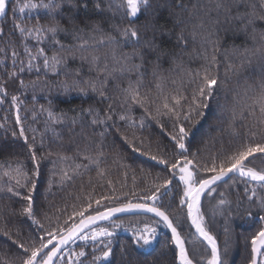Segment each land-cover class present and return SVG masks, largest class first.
<instances>
[{"label": "trees", "instance_id": "1", "mask_svg": "<svg viewBox=\"0 0 264 264\" xmlns=\"http://www.w3.org/2000/svg\"><path fill=\"white\" fill-rule=\"evenodd\" d=\"M19 2L28 3V0ZM32 2L39 3V0ZM117 3L118 0H73L72 3H63L54 18L43 9H26L24 13H15L16 22L27 27L37 24L50 25L58 21L67 31L58 33L57 38L64 45L72 46L71 53L61 52L60 48L49 40L41 43L34 37H21L12 23V8L16 6L17 0L7 1L8 16L0 18V27L4 28L5 33L0 37V60L3 61L0 63V86L6 90V95L0 93V96H3V103H0V145L4 146V150L0 151V162L14 163L20 160L31 171L33 162L29 159L25 142L18 135L13 137L12 133H18L22 126L25 135L29 137L28 143H32L31 137L35 136L37 156L42 159L39 161L40 177L37 181V192L34 194L33 211L46 229L54 231L58 223L64 226L66 215L72 212L71 206L83 203L86 194L95 198L101 195L118 197L116 200H104L100 206L93 203L92 209L99 207L101 211L107 209L104 205L119 206L127 201L142 203V197L154 185L164 178H171V169L168 166L135 151L115 128L109 127L101 137L99 133L104 132L105 127L91 123L93 115L87 111L89 108L99 110L102 115L108 109L109 103L117 112L126 109L127 105L121 106L124 96L120 89L126 88L130 81H136L135 73L121 75L119 72H113L105 88V92L111 97L110 100H104L90 89H87L86 94L78 89L66 92L60 86L61 82L67 80L72 83L75 80L80 82L81 87H86L85 81L103 80L105 74L98 77L97 67L102 68L107 64L109 70L119 68L118 61L123 55L134 51L146 54L145 67L148 74L145 76L141 92H150L152 96H156V80L151 75L154 67L158 66L159 74L165 77L166 93L182 87L186 94L199 82L196 78L192 83H188L191 79L188 73L197 69L203 72L205 68H210V71L218 76L220 87L214 92L213 99L209 101L210 107L204 110L200 123L192 130L193 134L185 139L189 159L196 155L205 162L213 155L219 156L234 150L242 142L233 134V128L241 136L247 129L242 126L239 116L233 119L232 110L239 112L237 101L243 104L245 94L247 97L253 96L259 92L260 85L264 84V49L256 52L255 48L259 45H253L243 32L238 31L241 27L238 21L229 19V16H235L237 10H245L243 5H237L236 0H222L224 7L219 9L216 7V0H150V7L142 10L136 17H126L124 11L117 7ZM129 26L135 28L141 36L140 45H134L118 34L117 28ZM257 27L264 29V22L258 21ZM181 33L187 41L186 46L178 43L177 37ZM109 36L115 37L116 42H111ZM148 40L158 46L155 51L149 52L144 47L143 41ZM84 41H87V44L83 48L78 47ZM214 41L219 42V49L215 52L218 66L209 65L216 48ZM25 45L33 54L39 48H44L48 56L53 52H61L62 55L68 56L66 66L53 73L43 67V57H38L32 61L34 67L29 69ZM245 47L249 49L248 52H244ZM13 49L19 54L15 65L12 63ZM73 56L75 58H72ZM94 56L98 57L95 64L92 60ZM20 60L25 61L22 72L19 71L22 67ZM152 61L156 63H150ZM131 62L140 63V60L134 57ZM77 69L78 74L75 73ZM13 71L15 76L10 75ZM21 80L25 83L24 87L20 84ZM173 80L176 84L172 83ZM30 82H35L36 87H32ZM13 96L18 98L16 103L12 102ZM159 102L157 100V103ZM49 110L54 118L61 122H53L48 116ZM150 110L154 112V108ZM17 114L20 117L19 123ZM133 114L140 117L143 110L134 106ZM73 118L76 120L75 124L71 122ZM113 120L116 121L120 132L131 137V130L125 128L122 121L116 117H113ZM159 120L163 127L149 118L146 120L148 126L144 130H137L136 136L151 143L152 154L162 155L169 161H182L183 158L178 155L179 149H173L175 142L171 136L176 134V130L172 122L166 116L159 117ZM251 122L249 118L244 120L243 124L249 125ZM111 123L109 121V124ZM98 144L105 153L101 167L106 169V175L103 178L98 177L96 167L91 166L84 175L74 177L72 181L61 185L59 174L54 175L61 167L59 163H53L57 160V154L76 157L78 150L83 152L86 149L94 153ZM77 162L86 163L82 157L77 158ZM251 166L264 168V157L256 156ZM204 175L210 177L213 173ZM8 180V177L0 176V182L5 185ZM108 180L112 183L108 184ZM177 183L178 177L173 179V185ZM169 187L175 199L171 203L165 202L168 205L165 210L183 236L189 255L199 260L200 264H208L202 262V259L206 257L211 260V251L196 236L190 225L186 205L178 204L182 195V182L179 187ZM246 188H255L256 196L251 197V192L245 191ZM213 189L215 191H210L204 199L202 214L207 231L219 241L222 264H250L252 238L264 230V209L260 207L264 188L256 182L249 181L246 184L244 178L232 176ZM76 197L80 199L77 200ZM220 199L226 200L222 206H218ZM0 205L5 206L0 228L8 229L12 233V240L18 239L27 244L29 237L35 235L36 225L31 224L24 216L10 215L7 210V206L11 205L13 211L18 214L23 204L0 194ZM92 209H89L85 216L89 212L94 214ZM78 221L79 217H74L69 220L68 226ZM157 221V218L146 214L116 218L83 234L90 235L91 231L103 227L114 233L111 237H99L95 241L77 238L63 254H68L71 250L74 255L83 249L87 255L82 259L85 264H91L92 254L100 256L105 244L110 240L111 255L96 264H178L177 249L172 236L166 226ZM145 224L156 229V235L148 245L137 241L138 230L143 229ZM21 252L22 250L8 238L0 236V264L6 260H14L15 264H20ZM64 259L67 260L68 256L64 255ZM261 260H264V257H261ZM55 264L61 262L57 260Z\"/></svg>", "mask_w": 264, "mask_h": 264}, {"label": "snow or ice", "instance_id": "2", "mask_svg": "<svg viewBox=\"0 0 264 264\" xmlns=\"http://www.w3.org/2000/svg\"><path fill=\"white\" fill-rule=\"evenodd\" d=\"M73 0H39V3H34L32 0H28V3H20L17 0V4L12 8L13 20L12 23L21 35V37H34L38 42L49 40L50 43L58 46L61 52H72V46L64 45L60 39L57 38L58 33L66 32L67 29L63 28L58 21L50 25H34L32 27L22 26V24L16 22L15 13L19 11L24 13L26 9L47 10L50 15L54 14L61 8L63 3H72ZM237 5H243L244 11L237 10L235 16H229L230 20H236L241 24L238 29L239 32H243L248 39L251 40L253 45H259L255 48L256 52H261L264 49V29L257 27V22H264V0H236ZM99 7V4H97ZM117 7L122 9L126 17H136L142 10H146L150 7V0H118ZM216 7L219 9L224 7L222 0H216ZM227 10V9H226ZM8 16V4L7 0H0V18H7ZM118 34L128 41H131L134 45L141 44V36L137 30L131 26L123 29L117 28ZM4 28L0 27V37L4 36ZM50 38V39H49ZM108 39L111 42H116V38L109 36ZM195 39V35H193ZM178 43L183 46L187 45L183 34L181 33L177 37ZM216 48L213 50V55L209 61L210 66H218V61L215 52L219 49V42H213ZM87 44V41L82 42L78 47L83 48ZM144 47L149 51H155L158 47L151 40L143 41ZM2 51V50H0ZM24 51L28 55L27 66L29 69L34 67L32 61L38 57H43V67L50 70L53 73L60 71L61 67L66 66L68 56L62 55L61 52H53L51 56H48L44 48H39L38 51L33 54L31 50L25 45ZM247 47L244 48V52H248ZM18 53L13 49L12 51V63L16 64ZM145 53L133 52L125 53L123 57L118 61L119 68L108 69V65L104 67H97V75L105 74L103 80H89L85 81L86 87H81L79 81H73L69 83L67 80L61 82V87L64 91L78 89L81 93L87 92L90 89L92 92H96L104 100H110L111 97L105 92L108 78L112 77L113 72H119L121 75L124 73H135L137 79L135 82L130 81L126 88L120 89L124 99L121 102V106L127 105L126 109L117 112L113 108L112 104H108V109L101 114L99 110L89 108L87 111L93 115L91 121L92 124L103 125L105 127L104 132H100L99 135L103 137L109 127L115 128L120 133L122 138L127 144L134 148L137 152H142L145 156H150V159L158 161L160 164L168 166L171 171L169 177L164 178L159 184L146 193L142 199V203H132L131 201L123 202L119 206L108 207L107 211H100L99 207L92 209L93 203L97 206L101 205L104 200H116L118 197L101 195L99 198L93 197L91 194H86L84 202L79 206L73 204L72 212L68 213L64 219V226L59 223L56 225L55 230L46 229L39 219L36 218V213L33 211L34 194L37 192V181L40 177V159L42 157L37 156L35 148V136L31 137L32 143H28L29 137L25 135L24 128L21 126L19 132H13L12 136L17 135L23 139L25 146L29 152V159L33 162V168L29 171L23 161L16 160L14 163L11 161L0 162V176H6L9 178L8 183L5 185L0 182V194H3L9 200L20 202L23 207L19 213H15L11 208V205L7 206L8 213L10 215L24 216L31 224L36 225L35 235L29 237L27 244L21 243L20 240H12V233L6 228H0V236L8 238L13 244L17 245L22 250L19 260L20 264H55V261L59 260L61 264H85L84 257L87 253L81 249L75 252L73 255L71 250L68 254H63L64 247L70 245L76 238L88 241L89 239L95 241L99 237H111L114 233L108 228H98L95 231H91L90 235H80L85 228L89 225L95 224L98 220H107L112 215L118 212H125L133 209H140L149 213H153L159 220L157 223H164L171 229L172 236L174 237L175 244L179 248V259L181 264H200V261L189 255L188 248L185 245V240L181 237L177 227L173 224V219L165 210L168 205L166 201L171 203L175 199L172 192L173 188L179 187V183L182 182L183 188L181 190V197L178 201L179 205H186L187 215L191 217L192 224L195 225L196 232L199 236L211 245V260L208 264H221L220 250L218 248L216 239L211 235L204 226L203 215L200 208V198L206 190L214 191L211 188L217 181L222 180L224 177L229 176L230 173H236L239 177L245 178V183L254 181L264 188V168L257 169L252 165L253 159L256 158L255 154L259 153L264 157V84L260 85L258 93L251 97H247L245 94V102L241 104L237 101L236 109L232 110L233 119L239 116L241 124L247 129V131L241 136L239 132L233 128V134L241 139L242 142L232 151L222 153L219 156L213 155L212 158L205 162L198 159L196 155H193L189 159V149L185 144V139L192 133V130L200 123V119L204 116V110L210 107L209 101L213 99L214 92L220 87L218 84V76L210 71V68H205L203 72L200 69L195 72H189L188 75L191 79L188 83H192V80L198 78L199 82L195 87L191 89L189 93H185L183 88H177L174 91L165 92L164 82L165 77L160 75L157 67H154L151 71V75L155 78L156 82L154 87L156 89V96H152L150 92H141V87L144 84L145 76L148 74V69L145 67ZM138 58L140 63H132L133 58ZM72 58H75L74 56ZM207 59V57H205ZM95 64L98 57L92 58ZM159 60V55L156 57V61ZM152 61L150 63H156ZM0 63H3L0 60ZM25 61L20 60L22 67L19 71H24ZM231 67V65H229ZM78 74L79 70H75ZM10 75L15 76L13 71ZM176 84V81H172ZM22 87L25 86L23 80L20 81ZM32 87H36L35 82H30ZM117 88L119 85L117 84ZM0 93L6 95V90L0 86ZM17 97H12V102L16 103ZM157 100L160 102L157 103ZM250 101V102H248ZM0 103H3V96H0ZM138 107L143 110V115L136 117L133 114V107ZM154 108V112L153 109ZM19 109L17 108V113ZM48 116L55 123L61 122L59 119L54 118L53 113L49 110ZM166 116L172 122L173 128L176 130V134L171 136V139L175 142L173 149H179L178 155L182 157V161L173 159L169 161L162 155L152 154V145L150 142H146L144 138L137 137V130H144L148 125L147 119L155 121L160 127L163 124L160 123L159 117ZM116 117L117 120L123 122V126L131 130V137L120 132V128L116 126V121L113 120ZM251 118V124L245 125L243 121ZM17 123L20 122V117L17 114ZM109 121L112 123L109 124ZM72 124L76 123V120L72 119ZM187 125V127L185 126ZM55 134V133H54ZM259 137V139H257ZM43 141H41V146ZM159 149V145H157ZM4 150V146L0 145V151ZM175 155V153H174ZM82 157L86 163L77 162V158ZM105 153L100 145H97L95 152H89L87 149L83 152L77 151L76 157L67 156L64 154H57V160L53 161L54 164L59 163L58 173L60 176L59 183L61 185L70 182L74 177L82 176L85 172L89 171L91 166H95L97 169V176L103 178L106 175V169L101 167L104 163ZM251 158V159H250ZM71 162V163H69ZM122 167H130L122 165ZM213 173L210 177H206L204 174ZM126 175V173H125ZM178 177V183L173 185V179ZM91 183V180H89ZM108 184L112 181L108 180ZM51 190V181L49 182V191ZM83 190V186H82ZM115 189H113V192ZM245 191L251 192V197L256 196L255 188L245 189ZM249 197V199H251ZM77 200L80 197H76ZM226 203L225 199H220L218 206H222ZM5 206L0 205V222L3 221V209ZM67 207V206H66ZM260 207L264 209V198L260 199ZM92 209L95 214H89L85 216V213ZM74 217H79L78 222H73L71 226H68L69 220ZM47 219V216H45ZM115 227V226H114ZM18 235V233H17ZM156 235L155 227L145 224L143 229L138 230L137 241H143L144 245L151 243V240ZM59 236V239H54ZM51 245V247H49ZM252 253L250 264H258V257H264V230L257 233L251 241ZM111 241L104 246V250L100 256L92 254L91 264H96L102 258H107L111 255ZM64 255L68 256V259H64ZM3 264H15L14 260L3 261ZM259 264H264V260H260Z\"/></svg>", "mask_w": 264, "mask_h": 264}, {"label": "water", "instance_id": "3", "mask_svg": "<svg viewBox=\"0 0 264 264\" xmlns=\"http://www.w3.org/2000/svg\"><path fill=\"white\" fill-rule=\"evenodd\" d=\"M258 155H261V154H259V153L255 154V156H258ZM250 159H251V158H250ZM232 175H237V176H238V174H236V173H230L229 176H226V177H224L222 180L217 181L215 185H212V186H211V188L213 189V188H214L215 186H217L218 184L223 183L224 181H226L227 179H229ZM244 179H245V178H244ZM252 182H254V181H252ZM209 191H210V190H206V191L202 194V196H201V198H200V208H201V209H202V203H203V200H204L205 196L207 195V193H208ZM134 203H137V202H134ZM101 211H107V209H104V210H101ZM94 214H95V213H94ZM134 214H146V215H150V216L155 217V215H154L153 213H149V212H146V211H143V210H140V209H133V210L125 211V212H118V213H115L114 215H112V216H111L109 219H107V220H98V221H96L95 224H91V225H89V227H88V228H85L84 231H83L80 235H83V234L86 233L87 231H89V230H91V229H93V228H95V227H98L99 225H102V224H104V223L110 222V221H112V220H114V219H116V218H119V217H122V216H126V215H134ZM155 218H157V219L159 220L158 217H155ZM188 219H189V223H190V225L192 226V228H193V230H194L196 236H197V237H198L203 243H205V245L210 249V251H212V250H211V245L208 244V242H207L206 240H204L203 237L199 236V234L196 232L195 225L192 224L191 217L188 216ZM163 224H164V223H163ZM173 224H174V222H173ZM164 225L166 226V224H164ZM174 226H175V224H174ZM166 228L168 229V231L170 232V234H171V236H172L171 229L168 228L167 226H166ZM178 231H179V230H178ZM179 232H180V231H179ZM180 234H181V233H180ZM210 234H211V233H210ZM211 235H212V234H211ZM181 237H182V235H181ZM214 237H215V236H214ZM59 238H60V237L55 238L54 241H53V243H55V240H56V239H59ZM182 238H183V237H182ZM76 239H77V238H76ZM76 239H75V240H76ZM172 239H173V242H174V244H175V240H174V237H173V236H172ZM183 239H184V238H183ZM215 239H216V242H217L218 248H219V250H220V244H219V241L217 240L216 237H215ZM75 240H74V241H75ZM71 243H72V242H71ZM71 243H70V244H71ZM185 245H186V242H185ZM68 246H69V245H68ZM68 246L64 247L63 251H64ZM175 246H176V249H177V262H178V264H181L180 259H179V248H178V246H177L176 244H175ZM49 247H51V245H49ZM186 247H187V245H186ZM261 251H264V249H262ZM260 258H261V257H258V264H259ZM220 261H221V264H222L221 250H220ZM55 262H56V261H55Z\"/></svg>", "mask_w": 264, "mask_h": 264}, {"label": "rangeland", "instance_id": "4", "mask_svg": "<svg viewBox=\"0 0 264 264\" xmlns=\"http://www.w3.org/2000/svg\"><path fill=\"white\" fill-rule=\"evenodd\" d=\"M7 1H8V0H7ZM232 176H236V175H232ZM232 176H231V177H232ZM214 191H215V190H214ZM214 191H213V192H214ZM203 218H204V217H203ZM175 226H176V225H175ZM177 229H178V228H177ZM178 230H179V229H178ZM182 237H183V236H182ZM208 261H209V259L206 258V257H204V260L202 259V262H204V263H206V262L208 263ZM177 263H178V262H177Z\"/></svg>", "mask_w": 264, "mask_h": 264}]
</instances>
